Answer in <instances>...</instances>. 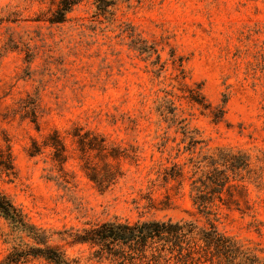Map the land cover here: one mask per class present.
I'll return each instance as SVG.
<instances>
[{"label":"rangeland","instance_id":"obj_1","mask_svg":"<svg viewBox=\"0 0 264 264\" xmlns=\"http://www.w3.org/2000/svg\"><path fill=\"white\" fill-rule=\"evenodd\" d=\"M56 1L0 0V132L10 139L16 168L11 181L0 177V189L73 264H118L73 238L113 218L198 228L212 222L264 263V0H120L112 14L82 0L65 21L51 24ZM138 38L155 44L158 64L156 54L146 58L132 48ZM197 84L211 110L223 105L220 120L186 98L183 88ZM27 95L37 98L38 130L10 114ZM163 99L200 140L195 147L157 113ZM74 126L129 155L120 160L123 175L104 191L81 169L69 134ZM52 130L67 149L65 177H57L48 147L27 152L32 139L41 144ZM219 149L248 155L246 195H236L239 210L205 216L192 204L190 184L209 169L202 158ZM177 168L179 177H166ZM18 236L0 217V261L31 242ZM194 241L202 244L196 235ZM166 257V264H184ZM19 264L51 263L28 257ZM187 264L216 263L195 254Z\"/></svg>","mask_w":264,"mask_h":264},{"label":"trees","instance_id":"obj_2","mask_svg":"<svg viewBox=\"0 0 264 264\" xmlns=\"http://www.w3.org/2000/svg\"><path fill=\"white\" fill-rule=\"evenodd\" d=\"M82 0H57L48 21L59 24L65 21L75 5ZM120 0H94L96 9L101 13L112 14L113 7ZM132 48L145 54L146 58L155 55L152 64L159 63V54L154 43L146 44L144 40L133 39ZM162 68V64H160ZM159 68V69H161ZM186 98L193 104L213 114V120L218 121L224 113L223 105L211 110V104L206 101L200 84L192 88H183ZM223 103L225 100L222 101ZM37 98L27 95L19 101L18 106L10 114L19 115L20 119H28L39 129L37 122ZM175 106L169 99H163L156 111L164 121L176 125L181 133L189 138L190 147H195L200 140L196 139L187 129L184 119H178ZM69 134L74 140L78 159L82 162L81 169L86 178L95 187L104 191L123 175L120 160L129 155L119 146L108 143L106 139L82 127L74 126ZM44 147L50 149V158L58 171L57 177L67 174L64 164L68 159L67 149L57 130L48 133L41 144L32 139L27 148L29 156L41 154ZM207 162L209 169L202 171L191 180L190 192L192 204L198 213L205 216L217 215L219 208H239L236 195L241 192L246 195L243 173H249V157L240 151L219 149L214 155H206L202 161ZM180 170L174 169L167 178L176 179ZM0 177L11 181L16 177L14 155L10 139L0 132ZM240 187V189H238ZM0 217L4 219L13 233L27 237L31 242H21L12 247L11 251L0 261V264H19L28 257H40L51 264H73L62 250L48 242L46 231L30 223L22 211L13 204L9 197L0 189ZM194 235L201 241L197 245ZM74 241L88 243L97 247L95 255L113 257L118 264H166L167 254H172L176 261L187 264L194 259L195 254L203 255L216 264H264L251 250L244 248L236 239L220 232L209 222L208 227L198 228L193 222L167 220H136L129 222L113 218L74 234ZM163 260V261H162ZM163 262V263H162Z\"/></svg>","mask_w":264,"mask_h":264}]
</instances>
